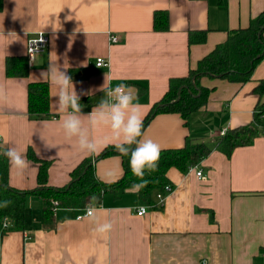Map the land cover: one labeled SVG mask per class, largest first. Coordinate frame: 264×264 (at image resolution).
Returning <instances> with one entry per match:
<instances>
[{
    "label": "crops",
    "instance_id": "crops-1",
    "mask_svg": "<svg viewBox=\"0 0 264 264\" xmlns=\"http://www.w3.org/2000/svg\"><path fill=\"white\" fill-rule=\"evenodd\" d=\"M158 9L168 12L166 30L155 28ZM263 9L264 0H3L0 86L8 99L0 101V146L18 147L29 163L22 174L9 164V183L19 189L37 185L39 164L28 157L29 147L50 161L52 186L67 184L72 170L94 156L65 138L53 100L56 88L49 81L50 116H29L28 84L45 80L40 73L49 63L67 68L78 93L100 87L105 79L111 86H133L144 118L171 77L187 74L227 39L229 30L249 25ZM193 29H206V39L190 43ZM41 30L49 34V44L31 63L27 40ZM23 55L28 75L9 76L6 57ZM98 56L109 64L98 67ZM261 79L264 59L243 83L202 76L201 83L211 89L206 105L191 114L188 124L179 113L156 114L143 129L144 138L160 148L182 146L188 136L214 145L223 129L253 120ZM102 95L81 96L83 112L89 113ZM107 134L106 129L96 133ZM194 165L206 178L199 179L190 166L185 171L171 167L167 176L174 189L162 206L156 205V191L151 203L131 192L106 193L96 200L100 221L113 224L104 236L93 233L95 225L84 215L79 217L86 207L58 206L52 213L55 226L45 225L50 205L38 194L27 195L24 227L0 239V264H200L203 258L209 264H264V133L230 155L213 147ZM94 167L104 181L124 173L120 153L94 161ZM145 204L150 205L147 212L138 214V206Z\"/></svg>",
    "mask_w": 264,
    "mask_h": 264
},
{
    "label": "trees",
    "instance_id": "trees-1",
    "mask_svg": "<svg viewBox=\"0 0 264 264\" xmlns=\"http://www.w3.org/2000/svg\"><path fill=\"white\" fill-rule=\"evenodd\" d=\"M3 0H0V9ZM155 28H169L168 12L164 9L155 11ZM264 9L253 16L249 25L229 30L228 37L218 43L209 53L204 55L195 67L187 74L173 76L164 95L157 100L143 118V129L158 113H179L188 124L191 114L206 105L211 89L201 83L204 75L227 78L231 81L246 82L251 79L255 65L264 59ZM206 29H193L189 32V42H202L206 39ZM27 56H8L5 60L6 73L9 76H27L29 73ZM49 82L47 80L31 81L28 84V113L31 118L40 119L50 116ZM257 92L261 97L254 107L253 120L244 125L226 129L214 142L209 145L205 141L188 136L182 146L160 148V158L155 171L146 172L145 179L149 180L145 188L139 191L140 198L151 203L153 194L163 189L169 183L167 172L171 167L183 171L197 164L213 147L230 155L232 151L243 145L251 144L255 137L264 133V79L259 81ZM84 99V98H83ZM5 148L0 146V152ZM119 153L112 145L104 148L92 158H84L71 172L69 182L63 186L48 184V159L37 156L32 147L27 150L30 159L39 164L37 185L29 189H19L9 183V161L0 155V201H12L9 207L0 209V239L11 229H22L25 223V200L29 194L42 196L50 207L45 209V225L55 226L51 202L56 200L58 206L86 207L90 198L95 195L101 200L106 193L116 197L126 193L125 189L133 183H138L129 167V157L122 156L124 173L113 181L100 179L95 172L94 161L105 156ZM4 217H9L12 226L3 227Z\"/></svg>",
    "mask_w": 264,
    "mask_h": 264
},
{
    "label": "clouds",
    "instance_id": "clouds-1",
    "mask_svg": "<svg viewBox=\"0 0 264 264\" xmlns=\"http://www.w3.org/2000/svg\"><path fill=\"white\" fill-rule=\"evenodd\" d=\"M42 42L43 32L38 39L29 41L33 45V48L28 50L31 63L32 52L38 51ZM40 76L56 88L53 100L58 112L62 114L61 128L65 138L75 139L79 150L89 155H98L104 148L112 145L122 156L129 157L130 170L139 179L138 183H133L125 191L139 193L145 188L150 183L144 178L145 173L157 169L160 147L152 139L144 138L142 105L138 102L135 88L125 83L111 86L105 79V83L100 87L78 93L72 77L67 74V68L57 62L49 63L48 67L41 71ZM97 91L102 92L103 95L91 111L85 114L83 112L85 105L80 102L81 96H92ZM7 99L6 90L0 86V101L6 102ZM102 129H106L108 134L97 136L96 133ZM46 146L52 147L47 142ZM0 155L5 156L19 174H22L29 166L25 155L16 146L5 148ZM96 200L95 195L90 198L89 205L83 210L85 215L82 218L95 225L92 229L94 234L104 236L111 232L113 224L108 220L100 221L95 207ZM11 203L10 200L0 201V209L9 207ZM53 203L56 205L53 211H59V202ZM138 211L143 215L147 212V208L141 205L138 206ZM11 226L10 218L4 217L3 227Z\"/></svg>",
    "mask_w": 264,
    "mask_h": 264
},
{
    "label": "built area",
    "instance_id": "built-area-1",
    "mask_svg": "<svg viewBox=\"0 0 264 264\" xmlns=\"http://www.w3.org/2000/svg\"><path fill=\"white\" fill-rule=\"evenodd\" d=\"M42 32H43V42L39 45V50L38 51H33L32 52V56L37 54V53H40V52L46 50V48L48 47L49 34L47 32H45V31H42V30L41 31H37L34 34H32L27 40V53H28V50H31L33 48V45H31L29 43V41L38 39L40 33H42ZM112 40H116V37H112ZM96 64L98 66L108 65L109 62H108V60H106L105 57L98 56L97 59H96ZM225 131H226V129H223L221 133L223 134V133H225ZM0 141H1V137H0ZM190 168L195 171V174H196V176L199 179H205L206 178V174L204 173V170L201 167H199L198 165H193ZM173 189H174V186L171 183H168V184H166L164 186L163 189L157 190L156 193H155V196H156V199H157L156 205L157 206H162L164 201H165L166 196L168 194H170L173 191ZM53 201H56V200H53ZM143 206H145L147 208V210L150 207L149 204H145ZM137 213L140 214L139 211H138V208H137ZM82 215H85V213L81 214L79 217H81ZM200 264H209V261H208L207 258H203L201 260Z\"/></svg>",
    "mask_w": 264,
    "mask_h": 264
}]
</instances>
